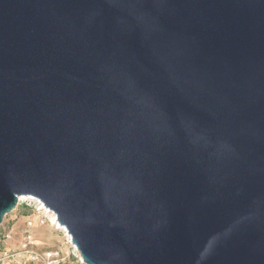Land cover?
<instances>
[{
    "label": "water",
    "instance_id": "1",
    "mask_svg": "<svg viewBox=\"0 0 264 264\" xmlns=\"http://www.w3.org/2000/svg\"><path fill=\"white\" fill-rule=\"evenodd\" d=\"M20 197L83 264H264V0H0Z\"/></svg>",
    "mask_w": 264,
    "mask_h": 264
},
{
    "label": "rangeland",
    "instance_id": "2",
    "mask_svg": "<svg viewBox=\"0 0 264 264\" xmlns=\"http://www.w3.org/2000/svg\"><path fill=\"white\" fill-rule=\"evenodd\" d=\"M23 198L0 226V256H13L2 264H46L51 258H56L55 264H83L65 232L51 226L52 214L39 209L41 205L35 198ZM31 252L40 260H32Z\"/></svg>",
    "mask_w": 264,
    "mask_h": 264
},
{
    "label": "bare ground",
    "instance_id": "3",
    "mask_svg": "<svg viewBox=\"0 0 264 264\" xmlns=\"http://www.w3.org/2000/svg\"><path fill=\"white\" fill-rule=\"evenodd\" d=\"M24 198L23 197H20V202H22V200H23ZM40 208L39 209H41V210H44L46 213H49L48 212V210L40 203ZM50 217H51V219H50V224H51V226L52 227H54V230H62L63 232H65V234H66V236L68 237V239H69V243H71L72 244V242H71V238H70V236L68 235V233H67V231H66V229L64 228V227H61L60 225H59V223H58V221H57V219H56V217L54 216V215H50ZM73 245V244H72ZM74 246V245H73ZM75 247V246H74Z\"/></svg>",
    "mask_w": 264,
    "mask_h": 264
},
{
    "label": "built area",
    "instance_id": "4",
    "mask_svg": "<svg viewBox=\"0 0 264 264\" xmlns=\"http://www.w3.org/2000/svg\"><path fill=\"white\" fill-rule=\"evenodd\" d=\"M41 224L44 225V222H42ZM5 255L6 256H0V264H2L6 260L9 261L10 259L13 258V256H8L7 254H5ZM30 256H31L32 260H38V261L40 260V256L36 253L31 252ZM56 262H57L56 258H51V259H49V262H46V264H55Z\"/></svg>",
    "mask_w": 264,
    "mask_h": 264
},
{
    "label": "crops",
    "instance_id": "5",
    "mask_svg": "<svg viewBox=\"0 0 264 264\" xmlns=\"http://www.w3.org/2000/svg\"><path fill=\"white\" fill-rule=\"evenodd\" d=\"M43 230H44V229H42V231H43ZM40 231H41V230H40ZM42 231H41V232H42Z\"/></svg>",
    "mask_w": 264,
    "mask_h": 264
}]
</instances>
